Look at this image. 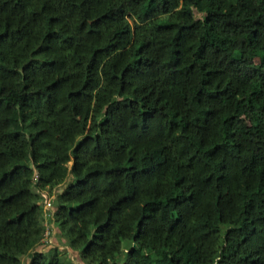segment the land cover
I'll return each instance as SVG.
<instances>
[{"label":"trees","instance_id":"trees-1","mask_svg":"<svg viewBox=\"0 0 264 264\" xmlns=\"http://www.w3.org/2000/svg\"><path fill=\"white\" fill-rule=\"evenodd\" d=\"M0 264H264V0H0Z\"/></svg>","mask_w":264,"mask_h":264},{"label":"rangeland","instance_id":"rangeland-1","mask_svg":"<svg viewBox=\"0 0 264 264\" xmlns=\"http://www.w3.org/2000/svg\"><path fill=\"white\" fill-rule=\"evenodd\" d=\"M256 62L258 61V59L255 60ZM71 164V162L69 163V165ZM62 189V188H61ZM61 189H53L49 195L47 196V199H46V202L43 203L42 205V210H41V213L39 214V217L41 218V221L38 225V229L39 230H43L44 232V236L46 235V232H48V237L47 238V241H45V237L43 238V242H49V241H54V240H58L60 241V243L62 244V240L58 239L57 236H53L51 235L52 232H53V226H54V223L50 220L51 218V208L53 207L52 204V200L56 198V193L61 191ZM73 258H76V255L74 254ZM77 259V258H76Z\"/></svg>","mask_w":264,"mask_h":264},{"label":"built area","instance_id":"built-area-1","mask_svg":"<svg viewBox=\"0 0 264 264\" xmlns=\"http://www.w3.org/2000/svg\"><path fill=\"white\" fill-rule=\"evenodd\" d=\"M47 235H48V232H46V235H45V238H44L45 241H47V238H46V237H48Z\"/></svg>","mask_w":264,"mask_h":264}]
</instances>
